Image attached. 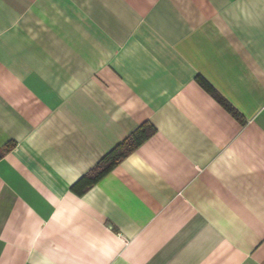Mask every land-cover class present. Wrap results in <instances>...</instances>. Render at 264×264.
Segmentation results:
<instances>
[{
  "label": "crops",
  "instance_id": "obj_1",
  "mask_svg": "<svg viewBox=\"0 0 264 264\" xmlns=\"http://www.w3.org/2000/svg\"><path fill=\"white\" fill-rule=\"evenodd\" d=\"M0 264H264V0H0Z\"/></svg>",
  "mask_w": 264,
  "mask_h": 264
},
{
  "label": "trees",
  "instance_id": "obj_2",
  "mask_svg": "<svg viewBox=\"0 0 264 264\" xmlns=\"http://www.w3.org/2000/svg\"><path fill=\"white\" fill-rule=\"evenodd\" d=\"M153 133V128L147 126L135 135H132L122 145L118 146L111 154L105 158V167L102 171L105 172L119 163L125 156L132 152L141 142L148 138Z\"/></svg>",
  "mask_w": 264,
  "mask_h": 264
}]
</instances>
